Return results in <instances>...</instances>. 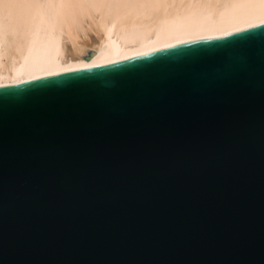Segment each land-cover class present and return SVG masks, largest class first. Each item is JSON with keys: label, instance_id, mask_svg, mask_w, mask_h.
I'll return each instance as SVG.
<instances>
[{"label": "water", "instance_id": "1", "mask_svg": "<svg viewBox=\"0 0 264 264\" xmlns=\"http://www.w3.org/2000/svg\"><path fill=\"white\" fill-rule=\"evenodd\" d=\"M0 264H264V23L0 86Z\"/></svg>", "mask_w": 264, "mask_h": 264}, {"label": "bare ground", "instance_id": "2", "mask_svg": "<svg viewBox=\"0 0 264 264\" xmlns=\"http://www.w3.org/2000/svg\"><path fill=\"white\" fill-rule=\"evenodd\" d=\"M261 23L264 0H0V86Z\"/></svg>", "mask_w": 264, "mask_h": 264}, {"label": "rangeland", "instance_id": "3", "mask_svg": "<svg viewBox=\"0 0 264 264\" xmlns=\"http://www.w3.org/2000/svg\"><path fill=\"white\" fill-rule=\"evenodd\" d=\"M92 36H93V38H95V35L92 34Z\"/></svg>", "mask_w": 264, "mask_h": 264}]
</instances>
